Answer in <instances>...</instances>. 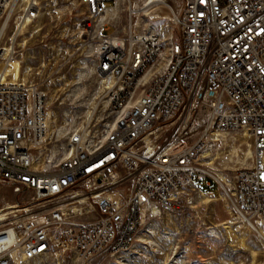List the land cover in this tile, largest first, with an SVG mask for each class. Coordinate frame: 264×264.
Returning a JSON list of instances; mask_svg holds the SVG:
<instances>
[{
    "label": "built area",
    "instance_id": "obj_1",
    "mask_svg": "<svg viewBox=\"0 0 264 264\" xmlns=\"http://www.w3.org/2000/svg\"><path fill=\"white\" fill-rule=\"evenodd\" d=\"M108 1L78 0L84 31L100 40L96 74L110 82L103 128L58 140L39 85L0 79V185L32 194L0 223V264L114 257L165 214L190 218L202 183L218 184L233 225L264 227V0H181L156 30L128 9L124 37L104 36L107 23L96 30ZM40 9L0 0V61L16 57L17 30ZM222 133L252 141L250 164L225 181L203 162Z\"/></svg>",
    "mask_w": 264,
    "mask_h": 264
},
{
    "label": "rangeland",
    "instance_id": "obj_2",
    "mask_svg": "<svg viewBox=\"0 0 264 264\" xmlns=\"http://www.w3.org/2000/svg\"><path fill=\"white\" fill-rule=\"evenodd\" d=\"M40 1L39 17L28 34L18 37V45L25 44L18 46L14 58L22 61L25 77L36 82L45 94L49 133L64 140L74 129H101L109 121L110 111L107 108L102 112L106 97L101 88L103 80L95 68L96 44L100 43L97 31H84L82 20L86 10L78 0ZM130 1L137 9L143 0ZM181 4V0H163L152 7L148 15L138 12L133 20L149 30L167 29ZM112 5L113 0L105 4ZM20 8H24L22 3ZM128 15L126 3L115 18L105 22L103 35L124 37ZM97 25L96 30H99ZM226 139L208 151L214 159L211 165L206 163L208 159L203 160L217 180L250 164V159L245 160L244 155L252 150L251 138L244 134H226ZM199 187L204 193L212 191L211 198L215 200L204 204L206 197L199 193L190 218L165 214L148 237L152 242H137L114 257L101 255L88 262L68 252L16 264H264V227L253 231L231 225L229 207L219 195L218 184L212 182V186L207 187L202 183ZM31 198L30 192H17L13 187L0 185L2 214L15 210L8 209L9 206L19 204L22 207V201ZM225 223L234 230L232 233Z\"/></svg>",
    "mask_w": 264,
    "mask_h": 264
},
{
    "label": "bare ground",
    "instance_id": "obj_3",
    "mask_svg": "<svg viewBox=\"0 0 264 264\" xmlns=\"http://www.w3.org/2000/svg\"><path fill=\"white\" fill-rule=\"evenodd\" d=\"M29 1L30 0H13L14 5L17 8V10L23 9V8H20L21 3L23 5V7L25 8V6L27 5V3ZM162 2H163V0H143L141 2V4H139V6L137 5L139 8L136 9L135 4H132V2L130 0H117L116 4L113 7H111L110 9H108L107 12L101 17L97 26L100 29V26L102 24H104L106 21H109L111 18H115L117 16L120 8L126 3H128V9L134 10L135 17H137L138 12L142 13L144 15H148V13L152 7H154L157 4L162 3ZM32 25H33V23H31L30 21H27L26 23L21 25L17 31L18 37H22V36H25L26 34H28ZM139 25H140L139 23H136V26H139ZM156 29H158V28H150V30H156ZM112 39L116 40V36H113ZM24 44H25V42L22 44L20 43L19 46H22ZM98 47H99V44H96L97 49H98ZM5 50H6L5 52H7V56H8L9 55L8 54L9 49L6 48ZM25 76L26 75L24 73L23 63L21 60H19L17 58H12V59L9 58L7 61H2V62L0 61V79H3L4 81L5 80L17 81L19 79L25 78ZM101 78L103 80L101 83V88H102V92L104 93L106 91V89L110 87V82L107 79H105L104 77H101ZM103 105H104V107L102 108V112L106 111L108 106H109V102L107 99L103 101ZM95 106L96 105H93V108H95ZM89 114H94V113H91V111H89ZM213 138H214V140H216L218 142L220 140H225V141L227 140L225 133L214 134ZM251 155H252V150L245 152V155H244L245 160L250 159ZM203 158L209 160L206 162L207 164L211 165L213 163L214 159H213L210 152H206L204 154ZM218 179H220V181H225L224 177H220ZM202 194H204L206 197V200L203 201L204 204L211 203L212 201L215 200L214 198H211L212 194L204 193V192H202ZM208 194L210 196H208ZM212 197H213V195H212ZM15 208H17V206L13 205V206H9L8 209H15ZM3 212H4V210H0V223H1V221H3L5 219L6 214L5 213L2 214ZM12 212H14V211H11L10 213H12ZM230 222H231L230 224L232 225L233 224L232 221H230ZM225 226L229 230V232H231L233 230L231 228V226L227 225L226 223H225ZM138 241L141 242V241H151V240H148V237L146 235H142L139 237ZM123 262H124V260H123Z\"/></svg>",
    "mask_w": 264,
    "mask_h": 264
},
{
    "label": "trees",
    "instance_id": "obj_4",
    "mask_svg": "<svg viewBox=\"0 0 264 264\" xmlns=\"http://www.w3.org/2000/svg\"><path fill=\"white\" fill-rule=\"evenodd\" d=\"M205 191V190H204ZM207 191V190H206Z\"/></svg>",
    "mask_w": 264,
    "mask_h": 264
}]
</instances>
